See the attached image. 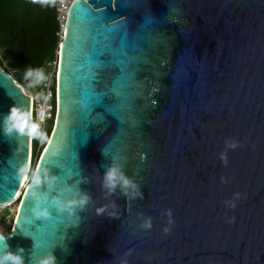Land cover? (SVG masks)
Wrapping results in <instances>:
<instances>
[{
  "label": "water",
  "instance_id": "obj_1",
  "mask_svg": "<svg viewBox=\"0 0 264 264\" xmlns=\"http://www.w3.org/2000/svg\"><path fill=\"white\" fill-rule=\"evenodd\" d=\"M124 33L134 77L117 96ZM58 62L40 184L0 234L10 251L25 264H264V0H75ZM11 108L30 123V96L0 67V119ZM30 144L0 132V207L18 199ZM113 168L129 186H106ZM26 213L41 219L28 232ZM37 242L51 247L33 258Z\"/></svg>",
  "mask_w": 264,
  "mask_h": 264
},
{
  "label": "trees",
  "instance_id": "obj_2",
  "mask_svg": "<svg viewBox=\"0 0 264 264\" xmlns=\"http://www.w3.org/2000/svg\"><path fill=\"white\" fill-rule=\"evenodd\" d=\"M55 8L56 0H0V67L24 88L29 68L55 59L61 41Z\"/></svg>",
  "mask_w": 264,
  "mask_h": 264
},
{
  "label": "built area",
  "instance_id": "obj_3",
  "mask_svg": "<svg viewBox=\"0 0 264 264\" xmlns=\"http://www.w3.org/2000/svg\"><path fill=\"white\" fill-rule=\"evenodd\" d=\"M74 1L75 0H56L55 9L56 20L58 23L57 35L61 40L66 29L69 11ZM58 63L57 50L55 59L47 61L40 68V70H42L44 73L45 79L43 80L42 85L39 86L37 95H34L30 90H27L23 87L25 92L31 98L30 124L36 125L39 131V136H30V160L27 170V178L23 188L33 175V171L35 170L38 160L48 143L51 131L53 129L57 108ZM49 121H51L50 126ZM34 139H36L35 153H33L32 150V141H34Z\"/></svg>",
  "mask_w": 264,
  "mask_h": 264
},
{
  "label": "clouds",
  "instance_id": "obj_4",
  "mask_svg": "<svg viewBox=\"0 0 264 264\" xmlns=\"http://www.w3.org/2000/svg\"><path fill=\"white\" fill-rule=\"evenodd\" d=\"M26 80L33 81L34 84H39L45 79L44 73L40 69H31L29 68L25 72ZM0 132H2L5 136H39L38 127L34 124L29 123V118L22 115L15 108H11L9 113L0 119ZM229 147H235V145H228ZM223 159V157H222ZM24 169H21L23 172ZM119 179L122 184L127 187L129 186V181L124 179L123 176H117V169H109L105 175L106 186L110 189H114L116 187V180ZM31 184L38 185L40 184V179L33 173L31 177ZM87 201L83 199L79 201V204L82 206ZM59 208V202H54ZM75 206V202H71L60 209L62 211H67L71 216L73 214L72 209ZM234 206V205H233ZM34 216L45 217L47 216V212L40 211L34 212ZM150 221L146 222L145 227H150ZM167 232V229H165ZM10 237H5L0 235V264H25L23 249L17 248L16 252H12L9 250V247L6 243L7 239ZM33 264H56V258L53 254H47L44 256L36 257Z\"/></svg>",
  "mask_w": 264,
  "mask_h": 264
},
{
  "label": "snow or ice",
  "instance_id": "obj_5",
  "mask_svg": "<svg viewBox=\"0 0 264 264\" xmlns=\"http://www.w3.org/2000/svg\"><path fill=\"white\" fill-rule=\"evenodd\" d=\"M81 9V6L78 4L76 5V7L74 8V10L76 9ZM73 10V13H74ZM79 13H76V15H78ZM99 19V18H96ZM151 21H147V23H150ZM123 28V25H116L113 28H104L103 31L104 33L108 34H116L118 33L121 29ZM105 39H108V36H105ZM138 42V41H137ZM131 47V43L129 40V37L127 35V33H124L123 35H121L119 37V47L117 49L114 50L113 52V56L114 59L112 61V63L116 66L119 67L121 75L118 77H115L113 79V87H112V91L117 95L120 96L121 95V89L128 83L131 82V80L134 77V72L131 70L130 65L134 63V61L128 59L126 53L128 51V49ZM102 55V53H101ZM108 63L107 61H100L99 58H97V63L95 65V67L97 69H102L104 67V65ZM93 76V78L95 77L96 73H92L91 74ZM84 95L91 101H94L97 104H101L103 102V97L100 95H96L93 92H89V91H85ZM45 167H49L50 169L53 167H58L57 164L52 163L51 162V158L50 157H45ZM30 206V201L27 200L25 201V207H29ZM43 221H47L48 219H42ZM36 221H41V219H35L33 217H31L29 214H25V220H24V224H25V228L23 229V231L28 232L29 227L28 226H35V222ZM41 224V223H39ZM37 226L35 228V231L32 232H37ZM37 240L39 241V236H37ZM50 245H44L42 243L37 242L34 245V255L33 258H35L37 255H39L42 251L44 253H48L50 251Z\"/></svg>",
  "mask_w": 264,
  "mask_h": 264
},
{
  "label": "rangeland",
  "instance_id": "obj_6",
  "mask_svg": "<svg viewBox=\"0 0 264 264\" xmlns=\"http://www.w3.org/2000/svg\"><path fill=\"white\" fill-rule=\"evenodd\" d=\"M43 83L40 82L39 84H34L33 81H29L25 84V89L30 90L34 95L38 94V89L39 86H41ZM51 121H49V126H50ZM32 150L33 153H35L36 150V139L32 141ZM20 199L18 198L15 202L8 204L4 207H0V233L1 234H7V232L11 231L12 226L14 224V220L16 217V207L17 204H20Z\"/></svg>",
  "mask_w": 264,
  "mask_h": 264
},
{
  "label": "bare ground",
  "instance_id": "obj_7",
  "mask_svg": "<svg viewBox=\"0 0 264 264\" xmlns=\"http://www.w3.org/2000/svg\"><path fill=\"white\" fill-rule=\"evenodd\" d=\"M28 170V169H27ZM26 178H27V172H26V175H25V177H24V179L22 180V183H21V186H20V190H19V199H20V197H21V195H22V193H23V190L25 189H23V186H24V184H25V181H26ZM26 186V185H25ZM18 208H19V204H17V207H16V210L15 211H17L18 210ZM1 234V233H0Z\"/></svg>",
  "mask_w": 264,
  "mask_h": 264
}]
</instances>
